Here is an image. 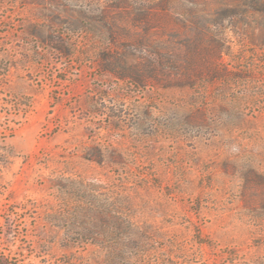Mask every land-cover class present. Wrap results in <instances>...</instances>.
<instances>
[{
	"label": "rangeland",
	"instance_id": "1",
	"mask_svg": "<svg viewBox=\"0 0 264 264\" xmlns=\"http://www.w3.org/2000/svg\"><path fill=\"white\" fill-rule=\"evenodd\" d=\"M0 264H264V0H0Z\"/></svg>",
	"mask_w": 264,
	"mask_h": 264
}]
</instances>
